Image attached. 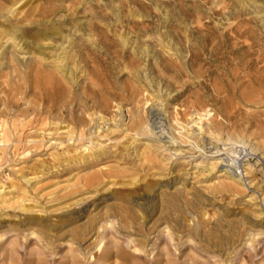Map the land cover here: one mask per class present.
I'll return each instance as SVG.
<instances>
[{"label": "rangeland", "instance_id": "rangeland-1", "mask_svg": "<svg viewBox=\"0 0 264 264\" xmlns=\"http://www.w3.org/2000/svg\"><path fill=\"white\" fill-rule=\"evenodd\" d=\"M11 25L23 39H0V264H264V0H0V30ZM57 64L63 90L48 107L30 80ZM104 126L112 132L95 137ZM227 137L249 152L241 183L220 165L205 171L214 159L193 147ZM128 204L134 227L110 217L100 243L90 231L70 244L64 225L52 238L9 230L67 214L76 228ZM189 228L237 239L216 249L188 239ZM135 238L146 242L140 259L98 257L114 244L133 252Z\"/></svg>", "mask_w": 264, "mask_h": 264}, {"label": "bare ground", "instance_id": "bare-ground-1", "mask_svg": "<svg viewBox=\"0 0 264 264\" xmlns=\"http://www.w3.org/2000/svg\"><path fill=\"white\" fill-rule=\"evenodd\" d=\"M10 25V24H9ZM18 29L15 28L14 26L12 27H7V28H3L0 30V39H2L3 37H6L5 39H8V40H11L12 42H16V40H18V42H20V39H23V36L20 34V32H17ZM25 41V39H24ZM17 42V43H18ZM16 43V44H17ZM15 44V43H14ZM16 44L14 46H16ZM66 59V58H65ZM66 61V60H65ZM59 63H61L59 61ZM65 63V62H64ZM54 65V64H53ZM250 65V63H249ZM64 67V66H63ZM68 69V68H67ZM36 70V69H34ZM27 71V70H26ZM62 69H61V65L59 66L58 64L55 66V69L53 72H47V73H42V72H38V71H33L35 72L32 76L33 78L30 80L31 84L30 85H33L34 87L36 88H39L41 90H43V93L45 94V96L47 97V106L48 107H52L54 106V98L55 97H58L61 93H62V90H63V86H62V81H63V76L61 77V72ZM69 71V70H68ZM22 73V72H21ZM67 73V72H66ZM29 74V72H28ZM58 74V75H57ZM70 74H71V71H70ZM31 78V77H30ZM66 78V77H65ZM64 82V81H63ZM160 113V112H159ZM96 118V117H95ZM104 118L102 117H99V120L100 122L97 123L95 129H88V136L90 135H96L97 133V130H100L102 128V126L100 124H102V121ZM114 121V119H112ZM77 121V120H76ZM93 122V121H92ZM104 123H106L105 121H103ZM115 124L113 125L114 127H118L117 124H116V120L114 121ZM118 122V120H117ZM78 123L79 124H83V120L82 119H78ZM150 123V122H149ZM15 125V124H14ZM22 126V125H21ZM136 126V125H135ZM151 126V125H150ZM106 127L105 130L103 132H105L103 135H102V131H101V134L100 135H97L95 137L97 138H101V137H107V135L109 134V132L112 130H110V128L108 126H104ZM113 128V127H112ZM155 128V127H154ZM156 132H158V134H156L155 136L156 137H162V133L158 130H160V126H157L156 127ZM128 129H132L131 128H128ZM147 129V128H146ZM13 130V129H12ZM146 131V130H145ZM165 131V130H163ZM114 132V130H113ZM127 132V131H126ZM164 133V132H163ZM17 134V133H16ZM165 134V133H164ZM171 134V133H170ZM0 137H5V134L3 133H0ZM172 137V136H171ZM169 138V137H168ZM187 138V137H186ZM93 140V138H91ZM173 139V138H172ZM176 139V138H175ZM183 139V137H182ZM192 139V138H191ZM69 140V139H68ZM135 140V139H134ZM167 140V139H166ZM188 140V138H187ZM174 141V140H173ZM184 141V140H183ZM1 142H3V139H1ZM0 142V143H1ZM159 142V140H158ZM191 142V141H190ZM166 143V142H164ZM170 143V142H168ZM176 143V142H174ZM173 143V144H174ZM201 144V143H199ZM206 144V143H205ZM194 145V144H193ZM202 147L199 148V145L196 143L193 147H195L197 149V151H200V152H209V156L211 159H214L212 162H209V166L208 168H205V171L206 169H208L209 171H211L213 168L217 167V165H220L219 167V170H220V173H219V176H226L228 179H231L233 182L235 183H241L242 182V175L243 173L241 172V170H239L241 168V161H242V158L244 156H246L247 154H249V152L246 150V144L243 140L239 139V138H229L227 137L225 139V142L224 144H222L221 148L219 147L218 149H215L213 150L212 148L211 149H207L209 148V146L207 145H204L203 142H202ZM210 145V144H209ZM191 146V145H190ZM216 147V146H215ZM199 148V149H198ZM237 148H239L238 150V153H237ZM176 149V148H175ZM207 149V150H206ZM241 149V150H240ZM25 151V150H23ZM104 154V150L100 149V147H98L97 151L95 153H91L89 154L88 156V159L90 158L91 160L93 159H97L99 156L103 155ZM206 154V153H205ZM204 154V155H205ZM224 155V156H223ZM226 155V156H225ZM205 157V156H204ZM100 175V174H99ZM98 176H91L89 177L88 179H86V184L87 185H91L93 183H96V182H100L99 179L100 177ZM23 177V176H21ZM114 178V177H113ZM115 179V178H114ZM24 180V179H23ZM29 181V179H25V182L27 183ZM102 181V180H101ZM110 182V181H109ZM107 182V183H109ZM112 184H117L118 182L116 180L114 181H111ZM97 183V184H98ZM120 184H123L122 182ZM106 185V184H105ZM125 185V184H124ZM14 188H16L17 185H12ZM4 187V186H3ZM1 185H0V189L3 188ZM13 188V189H14ZM144 188H147L148 190H151L153 188L152 185H145ZM17 189V188H16ZM21 190L22 193H26V190L24 188H19ZM4 191V190H2ZM147 192V191H146ZM111 194V193H110ZM167 194V193H166ZM171 195V194H170ZM169 195V196H170ZM173 195V194H172ZM171 195V196H172ZM197 195V194H196ZM111 197H113L114 199H120V201H123L124 198H120L119 196H117V194L115 193H112L111 194ZM164 197V195H163ZM173 197V196H172ZM161 198V196H160ZM166 198V197H165ZM169 198V197H168ZM171 198V197H170ZM169 198V199H170ZM174 198V197H173ZM163 198H161L160 200L162 201ZM178 199V198H177ZM179 200V199H178ZM116 201V200H115ZM119 201V202H120ZM169 203V200H167ZM173 201V200H172ZM175 201V200H174ZM173 201V202H174ZM171 203L172 204V207H173V204L174 203ZM179 202V201H178ZM123 203V202H122ZM126 203V202H124ZM162 203V202H161ZM163 204V203H162ZM170 204V203H169ZM177 207V203H175ZM161 205V204H160ZM165 205V201H164V204L163 206ZM121 206H119V210H115L117 209V207H115L113 213L111 212V207H107L105 206L104 208H102V210L97 214V217H93L90 218L88 220V222L84 223V224H81L79 225L78 227L76 226V228H71V225L74 224L77 220H76V217L75 216H72V214H67V215H64V217H61V219L56 222V223H52L49 219L47 218H44V217H39V216H26L22 219V221L20 223H15L14 226L10 227L9 230H18L19 226H23L25 227V230L27 231H30V234H34L36 231L39 232L40 234H42V236L44 237H48V238H52V236H49V233H51L53 230H55L57 228V232L56 233H59L61 230H62V225H64L65 227H67V231H64V239H66L67 236H69L68 239H66V242L72 244V241L76 238H83L84 235H86L87 232H94V234L96 235V240H97V243H100L101 240H102V237L100 238L99 236H101V234H99V230L101 229L102 231H105L106 228H111V225H109L111 222L109 221V218L110 217H115V215H118V217L121 219V221H126L124 223V226L129 229V228H133L134 225H135V221L136 219L134 218V215H133V212H132V209L134 206H131L128 204L127 207L123 206L122 208H120ZM165 207V206H164ZM170 207V206H169ZM34 208V206H28V207H21L20 209L21 210H27V211H31V209ZM163 208V207H161ZM166 209L164 210H167V206L165 207ZM174 208V207H173ZM172 208V209H173ZM137 210V209H136ZM163 210V212H164ZM38 211V210H37ZM162 211V210H161ZM36 212V211H34ZM41 212V211H40ZM168 212V210H167ZM166 213V212H165ZM190 213V212H189ZM143 215H139V219L141 218L142 220V223L144 222L145 218H147V216H149V214L146 213V215H144L145 213H142ZM168 215V214H166ZM136 217V216H135ZM167 217V216H165ZM163 218V217H162ZM177 218V217H176ZM187 218V217H186ZM173 219V218H172ZM140 222V221H139ZM137 223V222H136ZM167 223V222H166ZM18 224V225H17ZM140 224V223H139ZM138 224V225H139ZM109 225V226H107ZM141 225V224H140ZM144 225V224H143ZM0 227H1V223H0ZM197 228V227H195ZM147 229V228H146ZM166 230V229H165ZM63 233V232H62ZM187 234H188V239L189 237H191V239L195 238V239H199L200 238V241H205L206 243L208 244H211L213 245V247H215L217 249V247H222V245H225V244H229V243H232V242H235V238L236 235L233 233H228V234H223V235H217V234H204L202 236H199V233H198V229H193L191 230V228H189L187 230ZM203 234V233H202ZM4 234L3 232L0 234V237H2ZM201 235V234H200ZM36 236V235H35ZM41 236V237H42ZM173 236V235H172ZM176 237V236H175ZM170 239L169 240H173L172 237H169ZM239 238V236H238ZM45 239V238H44ZM178 239V238H177ZM176 239V240H177ZM132 243V244H131ZM130 243V247L133 248V252H127L125 250H123L124 248L118 246V245H113L111 247L114 248V254L111 255V253L107 250H101L102 252L99 253L98 257H100L101 259H104V260H108L110 258L115 257L117 259H121V260H124V261H129L131 260V258L135 259V258H138L140 259L141 258V252H139V248H141V251L143 253H146V250H142V248H145L146 247V242L143 238H135L131 241ZM47 245H51V242H47ZM210 245V246H211ZM168 249V248H167ZM215 250V249H214ZM225 250V249H224ZM111 251V250H110ZM124 251L126 253H124ZM177 251V250H175ZM174 251V252H175ZM164 254V253H163ZM168 255V250L166 251L165 255ZM173 254V253H171ZM178 254V253H177ZM164 255V256H165ZM166 255V257H168ZM156 256L160 257L162 256V253L160 252H157L156 253ZM163 256V257H164ZM177 258H179L180 256L176 255ZM191 257V256H190ZM73 258V257H72ZM169 258V257H168ZM167 258V259H168ZM189 258V257H188ZM193 258V257H191ZM189 258V261H187L188 263L187 264H201L199 263L198 261H195L194 259H191ZM137 260V259H136ZM158 260V259H157ZM156 260V261H157ZM171 259L169 258V260H165L164 261V264H174L172 262H175L176 260L174 261H170ZM67 261V259H66ZM71 264H75V261L72 259V260H69ZM69 261L67 263H69ZM226 261V260H224ZM160 262V261H159ZM177 262V261H176ZM175 262V263H176ZM180 264H186L185 261H182V262H179ZM113 264H119V263H116V261H114ZM123 264V263H122Z\"/></svg>", "mask_w": 264, "mask_h": 264}]
</instances>
